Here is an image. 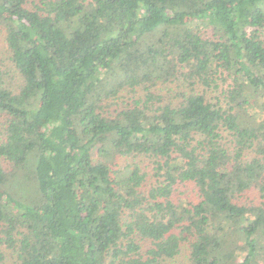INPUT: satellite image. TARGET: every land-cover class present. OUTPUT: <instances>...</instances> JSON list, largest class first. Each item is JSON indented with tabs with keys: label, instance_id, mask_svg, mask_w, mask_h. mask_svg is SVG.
<instances>
[{
	"label": "trees",
	"instance_id": "obj_1",
	"mask_svg": "<svg viewBox=\"0 0 264 264\" xmlns=\"http://www.w3.org/2000/svg\"><path fill=\"white\" fill-rule=\"evenodd\" d=\"M0 29V264H264V0H0Z\"/></svg>",
	"mask_w": 264,
	"mask_h": 264
},
{
	"label": "rangeland",
	"instance_id": "obj_2",
	"mask_svg": "<svg viewBox=\"0 0 264 264\" xmlns=\"http://www.w3.org/2000/svg\"><path fill=\"white\" fill-rule=\"evenodd\" d=\"M2 53L5 54V49H4V34H3L2 30L0 29V59H4V56H3ZM262 102H264V100H262ZM260 105H261V103L258 104L256 107H259ZM257 115H259V117L261 115V113L259 112V109L255 112V116H257ZM4 166H5V163H4Z\"/></svg>",
	"mask_w": 264,
	"mask_h": 264
}]
</instances>
